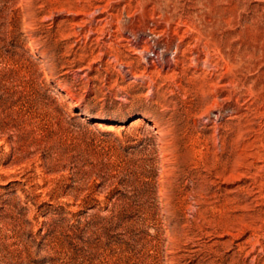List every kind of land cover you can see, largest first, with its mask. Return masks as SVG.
<instances>
[{"label":"rangeland","instance_id":"rangeland-1","mask_svg":"<svg viewBox=\"0 0 264 264\" xmlns=\"http://www.w3.org/2000/svg\"><path fill=\"white\" fill-rule=\"evenodd\" d=\"M0 264H264V0H0Z\"/></svg>","mask_w":264,"mask_h":264},{"label":"bare ground","instance_id":"bare-ground-1","mask_svg":"<svg viewBox=\"0 0 264 264\" xmlns=\"http://www.w3.org/2000/svg\"><path fill=\"white\" fill-rule=\"evenodd\" d=\"M206 6V5H205ZM28 29V28H27ZM32 30V29H31ZM31 32V31H30ZM37 44V43H36ZM162 133V132H161ZM163 137H164V135H163Z\"/></svg>","mask_w":264,"mask_h":264}]
</instances>
